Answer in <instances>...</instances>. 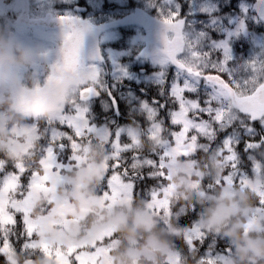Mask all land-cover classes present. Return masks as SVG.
Here are the masks:
<instances>
[{"label":"snow or ice","instance_id":"obj_1","mask_svg":"<svg viewBox=\"0 0 264 264\" xmlns=\"http://www.w3.org/2000/svg\"><path fill=\"white\" fill-rule=\"evenodd\" d=\"M160 11L166 16L165 25L174 34L171 39L166 38V57L161 63L174 65L176 72L165 101L162 103L153 98L150 105L148 100H143L138 107L133 101L130 105L131 117L145 113L148 134L156 136L164 133L166 128L159 112L170 101L179 106L178 111H168L171 124L180 125L181 130L170 131V138H167L160 151H146L145 154L139 147V136L132 134L127 126L117 125L114 132L107 122L98 126L91 108L93 100L100 97L101 92L106 93L110 100L107 107L116 115L120 113L119 104L112 95V89L104 84L101 70L94 65L87 68L81 65L82 31L70 27L61 49V60L53 65V69L82 73L85 77L83 86L73 92L54 118L44 121L43 126L40 122L33 124L38 133L39 147L32 149L34 159L29 164L0 160V173L3 174L0 178V255L5 258L4 264L12 260L14 252H24L30 256L42 254L53 264H107L110 250L117 243L113 233L102 232L74 244L69 243L65 241L68 224L54 218L55 211L66 205V201L56 193V185L63 182L61 173L80 161L84 145L92 143V137L98 131L106 132L108 139L105 176L98 190L101 207L141 198L162 223L174 224V238L180 237L186 242L187 253L174 245L167 264H189V257L193 264H228L231 247L227 241L218 235H207L196 228L193 222L190 226L181 223L182 215L191 213L195 216V208L189 210L175 200L170 187L169 170L180 156L191 157L187 167L193 170L196 167V154L200 152L214 162L216 175L214 180L207 181L204 190L196 192L197 196L202 197L205 191L219 188L227 190L232 186H247L248 176L241 170L242 161L236 146L241 142L242 135L250 138L259 135V141H245L244 151L249 153L258 150L260 155L264 153V51L240 64L238 69L233 68L229 64L232 59L229 41L231 35L244 30L246 22L224 39L214 40L211 33L218 30L216 22H212V29L198 27L186 16L180 15L178 6H174L172 0H164ZM244 11L247 12V9ZM260 47L264 50V45ZM215 53L221 55L214 59ZM207 69L226 73L230 79L225 82L220 75H206ZM237 72L240 74L237 75ZM165 75L166 68H162L157 78L161 97L166 95ZM201 90L205 96L203 103L200 100ZM185 92L197 94V98H186ZM110 122L115 124L114 120ZM255 122L260 125V133L253 126ZM57 124L73 129L74 135L58 131ZM228 129H232L231 132ZM222 133L223 139L218 140ZM122 134H126L130 142L122 144ZM200 137L207 142H199ZM64 138L68 144L59 142ZM129 151L133 153L130 169L125 166L123 155ZM65 152H70L67 162L62 159ZM248 158L255 163V156L249 155ZM9 167L14 170L8 171ZM145 167L148 169L146 174L143 172ZM226 169L230 171L225 174ZM25 174L26 183L22 184L21 178ZM146 180H155L157 183L147 189V195L138 194V184ZM194 187L199 189V185ZM40 194L48 197V207L36 217L32 213L33 197ZM258 198L259 206H255L246 229L264 228V192ZM17 213L22 217V231H17ZM49 229L54 230L51 237L47 235ZM13 236L17 240L21 237L24 239L20 248L11 242ZM220 241L224 242L225 247L217 251L216 246ZM206 242V251L198 255L199 247H203ZM12 264L15 262L12 261Z\"/></svg>","mask_w":264,"mask_h":264},{"label":"clouds","instance_id":"obj_2","mask_svg":"<svg viewBox=\"0 0 264 264\" xmlns=\"http://www.w3.org/2000/svg\"><path fill=\"white\" fill-rule=\"evenodd\" d=\"M39 58L36 49L18 41L6 26H0V160L5 162L29 164L33 160L32 149L39 147L33 124L54 118L85 81L82 73L54 70L53 66L42 83L35 82L31 72L24 73L21 80V70L31 69ZM165 142L161 132L147 140L141 138L139 147L157 152ZM107 144L103 131L95 133L87 152L80 153V165L65 173L63 182L56 185L57 195L66 201L64 210L73 213L74 219L83 218L80 225L69 227L65 241L80 238L78 227L83 235L85 228L106 224L113 229L117 241L110 253L113 264H167L174 250V224L162 223L141 198L128 204L100 207L97 190L105 176ZM260 156L253 164V175L248 177L246 187L205 191L202 197L196 192L204 190L205 181L214 180L216 175L211 158L196 161L191 172L184 167L187 161L177 158L169 170L175 200L189 210L195 208L196 228L207 235H218L230 245L228 264H264V228L246 229L256 199L264 192V153ZM194 185H199V189ZM47 200L44 194L33 197L34 216H40L42 209L48 207ZM54 218L61 219L58 215ZM47 235L53 236L54 230H48ZM12 261L53 264L42 254L30 256L24 252L12 253L8 264Z\"/></svg>","mask_w":264,"mask_h":264},{"label":"trees","instance_id":"obj_3","mask_svg":"<svg viewBox=\"0 0 264 264\" xmlns=\"http://www.w3.org/2000/svg\"><path fill=\"white\" fill-rule=\"evenodd\" d=\"M64 5L63 14L68 15L71 12L79 15V18H86L89 22L103 25L104 23H113L118 22L124 18L129 12H132L136 7H140L144 13H151L152 17L157 18L164 22L166 18L165 15H162L160 11V5L164 0H61ZM255 0H172L174 6H178L181 16H186L190 21L195 23L198 27L206 26L209 29H212V22H216L218 30L211 33L212 39L221 40L224 39L226 35L236 32L241 23L246 22L245 28L242 31H239L236 35H231L230 38V49L232 59L229 62L230 66L233 68H239L240 64H243L246 61H249L254 55L260 54L261 45H264V21L261 19L260 15H257L253 5ZM72 5L77 6L76 9L71 8ZM52 5L46 8V12H51ZM247 9V12L244 11ZM82 12V13H81ZM147 13V14H149ZM41 15L37 18L39 19ZM261 17V18H260ZM35 18V19H37ZM175 22V18H173ZM3 22H6V17H1L0 15V26H4ZM201 22H204L201 25ZM6 24V23H5ZM127 25L119 24L115 26V33H119V36H116L115 41L110 43L111 48H117V51L120 55L113 57L110 60V57L105 58V64L101 68V74L103 77L104 84L112 89V95L117 98L119 104L120 113L116 115L114 112L109 110L107 104H110V100L106 93L101 92L100 97L93 100L91 108L95 116V123L98 126H103L106 122L111 131L116 130V126H127L132 134L139 136L140 139L143 138L147 140L150 136L147 132V115L145 113H137L135 117H131L130 105L133 101L136 102V106H139V102L143 100H148L150 105L153 98L160 100L162 103L165 101L167 94L170 90V85L172 83L173 77L176 72L174 65H165L159 62L144 61L142 64H136L132 62V57L134 50L129 45V42L125 41L128 31L126 30ZM113 29V28H112ZM133 31V30H132ZM182 55V54H181ZM220 53H215L213 58L220 56ZM131 60V62H130ZM162 68H166L164 91L165 97L160 96V86L157 83L158 74ZM126 72V75H125ZM206 75H220L225 82H228L230 77L226 73H218L214 69L205 70ZM240 73L237 72V75ZM182 83V82H181ZM185 97L189 99H196L197 94L185 92ZM205 99L204 93L201 90L200 100L203 103ZM178 111V104H174L169 101L165 109H161L159 112V117L164 120L166 131L163 135L167 138H170L168 133L170 131H179L181 130L180 125H172L170 118L168 116V111ZM204 119H207V116H204ZM114 120L115 124H112L110 121ZM44 124H42L43 126ZM142 126V127H141ZM256 128L257 133L261 132V128L258 122H255L253 125ZM58 131H62L67 135H74L73 129L63 126L56 125ZM232 129H228L231 132ZM106 135L107 133L104 132ZM192 133H189L191 135ZM155 137V136H153ZM224 134H220L218 140H222ZM107 139V137L105 136ZM249 139H254L259 141L260 136L257 135L254 138L248 136H243L241 142L236 146V151L241 157L242 165L241 170L248 176L253 175V162L249 160V155L255 156L256 160H260L261 156L258 150H253L252 152L245 153V141ZM93 140V137H92ZM59 142L68 144L66 138L60 140ZM130 142L126 134H122L121 143ZM199 142L206 143L207 141L203 138H199ZM84 145L83 151L87 152V145ZM164 145L162 146V148ZM161 148V149H162ZM160 149V150H161ZM158 150V151H160ZM145 151L146 149L142 150ZM157 151V152H158ZM66 153V152H65ZM125 157V166L129 167L132 163L133 153L131 151L123 154ZM80 157L81 154H80ZM196 159L201 160L204 158V154L198 152L196 154ZM180 160L187 161L184 164V167L191 172L187 167V164L191 157L185 158L183 156L177 157ZM176 158V159H177ZM34 159V158H33ZM175 159V162H176ZM264 162V161H262ZM11 168V167H10ZM123 170V169H122ZM148 169L145 167L143 169L144 174H146ZM230 169L225 170V174ZM131 173V170H130ZM110 175V173H109ZM238 182V180H237ZM157 183L155 180H146L138 184L137 193L142 195H147V189L151 188ZM207 181H205V184ZM172 191L173 188L170 185ZM258 197L255 202V206L258 205ZM132 202V201H131ZM128 202V203H131ZM123 203V204H128ZM116 204H112L114 206ZM182 206V203H179ZM103 208V207H101ZM195 216L191 213L182 215L180 218L181 223L184 226H190L194 221ZM22 231V230H18ZM174 245L181 249L184 253H187L186 242L180 238H174ZM225 244L223 241L218 242L216 246L217 251L223 250ZM207 248V242L203 247H199L198 255H203ZM112 250V249H111ZM0 264H3V256L0 255ZM189 264H193V261L189 257Z\"/></svg>","mask_w":264,"mask_h":264},{"label":"rangeland","instance_id":"obj_4","mask_svg":"<svg viewBox=\"0 0 264 264\" xmlns=\"http://www.w3.org/2000/svg\"><path fill=\"white\" fill-rule=\"evenodd\" d=\"M55 1L56 0H0V15L1 17H6V22H3V25L12 32V34L18 41L36 49L40 53V58L36 65H34L31 69L21 70V74L19 77L21 80L24 79V73L31 72L33 80L35 82L42 83L49 74L51 67L61 60V49L64 46V38L70 28L65 26H49L45 24L47 21L46 16L48 15V13H45V10L47 7H49V5L55 4ZM133 9L134 10L132 12H129L118 22L98 25L89 22V20L84 17L80 18L81 22H78V24L74 22L76 23V25L73 26H77L75 28L82 31L80 62L83 67L87 68L90 65H94L101 70L103 64L106 63L105 58L110 57V60H112L114 56H117L118 58L120 53L117 51V48L113 49L109 45L110 43L115 41L116 36H119V33H115L116 31H114V29L115 26L119 25L120 23L125 24V26L127 25L126 30L128 31V35H126L125 41L129 42V45L134 50L133 55H131V60L133 63H136L137 65L142 64L144 61H151L155 63L158 60L159 62H161L165 59L166 39L164 40V42L161 41V38L164 35H162V29L165 30L164 32L167 39H171L174 34L168 28H166L167 25H165L163 21L152 17L151 13H144V11L140 7H136ZM53 11H55V9H53ZM21 15L28 18L27 23H25L24 20H21ZM39 15H41L39 19H35ZM56 16L79 17V15L75 14V12H71V14L69 13L68 15L55 12L54 17ZM39 20L40 23H34ZM152 26H154V28L152 29L153 31L150 29ZM155 28L159 33V39L154 43L152 41L153 36L158 34L155 33ZM150 34L151 37L149 39L148 36ZM40 123L41 125L44 124V122ZM105 136L107 137L106 134ZM69 155L70 152H66L63 154V162H67V157ZM81 161L82 157L74 167H72L70 170L62 172V177L65 173H70L72 170L78 167ZM174 165L175 162L173 166ZM13 170L14 169L10 167L8 168V171ZM2 175L3 174L0 173V178H2ZM26 175L27 174H25V177L21 178L22 184L26 183ZM55 215L60 216V220H63L66 224H68V227L73 224L80 225L83 219H74L73 213L64 210V208L56 210ZM101 219H103V217H101ZM16 220L17 231L23 230L21 214H16ZM80 231L81 230L78 227L77 235H79L80 238L74 242L69 243L74 244L79 240L87 239L88 237L95 236L102 232L113 233V229L111 228V226L106 224H100L91 229L85 228L83 235L79 234ZM85 232L87 233V236L85 235ZM11 238L12 241L16 237L13 236ZM13 244L16 245L18 243L16 242ZM110 253L107 264H113L110 258ZM4 260L5 258L3 257V262Z\"/></svg>","mask_w":264,"mask_h":264},{"label":"flooded vegetation","instance_id":"obj_5","mask_svg":"<svg viewBox=\"0 0 264 264\" xmlns=\"http://www.w3.org/2000/svg\"><path fill=\"white\" fill-rule=\"evenodd\" d=\"M255 5V4H254ZM254 5H253V7H254ZM71 8H73V9H76L77 8V6H75V5H73V6H71ZM50 9H52V11L50 12H46V13H48V15L46 16L47 17V21H46V25H51V26H56V27H61V26H65V27H77V26H73V25H76V23L78 24V22H81V19L79 18V17H77V16H71V17H67V16H62V17H54V14H55V12H58V13H63V9H64V5H63V2L61 1V0H56L55 1V4H53V6H51V8ZM53 9H55V11H53ZM258 15V14H257ZM22 16V18H21V20L23 21L24 20V22L25 23H27L28 22V18L27 17H25V16H23V15H21ZM54 17V18H53ZM261 18V17H260ZM38 19V18H37ZM262 19V18H261ZM263 20V19H262ZM53 21H55V22H57V23H54V25H52L51 24V22H53ZM264 21V20H263ZM74 22H76V23H74ZM34 23H40V20L39 21H37V22H34ZM80 25V24H79ZM154 28V26H152L150 29L152 30ZM156 29V28H155ZM153 31V30H152ZM155 31V33H158L157 32V29L156 30H154ZM165 30H163L162 29V38H161V41H163L164 42V40L166 39V35H165V32H164ZM161 36V35H160ZM149 37V39H150V37H151V34L148 36ZM159 39V33L158 34H156V35H154L153 36V42L155 43V42H157V40ZM80 51H81V49H80ZM80 234V233H79ZM12 239V238H11ZM12 243H18V244H13L16 248H20L21 246H22V244L24 243V239L21 237L19 240H17V238H15V239H13L12 241H11ZM3 264H4V262H3Z\"/></svg>","mask_w":264,"mask_h":264},{"label":"water","instance_id":"obj_6","mask_svg":"<svg viewBox=\"0 0 264 264\" xmlns=\"http://www.w3.org/2000/svg\"><path fill=\"white\" fill-rule=\"evenodd\" d=\"M254 4H255L254 5L255 11L264 20V0H255ZM54 23H57V22H55V21L51 22L52 25H54ZM166 28H168V27H166ZM213 76H216V75H213Z\"/></svg>","mask_w":264,"mask_h":264}]
</instances>
